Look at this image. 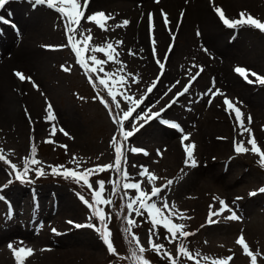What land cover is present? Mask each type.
Listing matches in <instances>:
<instances>
[{
	"label": "rangeland",
	"instance_id": "obj_1",
	"mask_svg": "<svg viewBox=\"0 0 264 264\" xmlns=\"http://www.w3.org/2000/svg\"><path fill=\"white\" fill-rule=\"evenodd\" d=\"M214 5L223 8L225 13L230 15L233 14L232 11L236 14L237 10H241L264 19V0H214V4L213 0H197V6L203 7L204 12L212 16L213 25L218 33L217 44L220 47H213L211 43L205 42L202 31L192 24L187 27L188 43L180 40L178 36L176 51L170 58L169 75L160 81L159 88L150 97V104L147 107L153 112L162 108L169 97L181 89L187 77L194 72L199 73L200 77L192 90L168 112L169 117L182 123L192 133L191 142L196 145L195 158L198 167L184 168L178 143L180 137L153 123L142 130L131 144V146L150 148L151 158L131 156L129 164L131 180L128 181L139 182L143 190L150 192L153 185L148 183L147 176L138 177L142 168L158 174L162 178L161 181L175 178L173 185L163 189L162 197L170 207L175 205L174 211L178 209L184 217H190V219H182L180 216L170 218L175 223L185 224V231L194 235L188 238L170 239L169 242L163 232L159 231L163 226L157 225L153 228L146 211L138 216L130 209L127 219H134L137 222L138 226H132L131 229L140 238V243L145 248L143 255L150 257L151 264L171 263L164 255L150 253L152 249L149 243L150 229L155 232L152 241L164 245L162 252L169 253L176 264H196L197 260L199 264H211V260L203 259L205 256L212 259H226L232 256L233 259L229 264H251L249 259L242 256L236 244V239L241 234L246 236L256 253H259L257 264H264V195L246 200L243 205L236 204L234 198L236 195L246 198L248 194L264 187V169L258 163L256 154L248 152L235 156L231 141L235 140V144L243 141L245 146L250 148L247 144L248 133L240 128L234 119V114L226 111V105L223 104L224 96H213L218 89L229 99L238 102L237 106L245 114L246 126L258 134V142L264 148L262 129L264 87L242 84L240 78L235 77L234 71L237 66H245L264 73V48L261 49L255 40L245 34H239L235 40L230 39V31L224 29L216 20L217 15L212 13ZM9 6H13L12 3ZM103 6H106L105 14L113 19L106 22L107 31L100 29L95 22L84 20L82 24L84 35L93 36V40L87 42L88 48L84 51V57L90 64H92L91 55L105 60L106 63L102 66L104 72L115 73L117 69H123L114 78L119 81V76H124L123 84L109 83V86L118 89L119 102L124 108H128L130 104L124 96L140 98L154 79L158 68L152 59L153 68L148 66L145 56L138 52V47L135 46L136 40L130 33L133 43L125 32L111 27L119 11H123L120 9L121 5ZM178 7L173 12L170 11L175 19L183 13ZM91 9L103 12L102 6L96 8L93 5ZM189 13L188 8L187 15ZM8 17L15 25L11 35L13 45L18 48L4 49L1 43L0 70L8 72L16 87L20 83L26 84L27 104L30 111H28L29 118L20 129L0 122V149H3L7 158L21 170L25 159L34 156L41 163L32 165L31 168H43L45 175L38 176L35 171L30 170L28 179L33 182L18 183L14 181L10 168L0 162V186L8 183L10 179L13 181L0 194L7 197L14 206L12 217L6 218L5 214L10 210L7 204L0 201V264H16L13 253L7 245L12 243L16 247L21 241L34 250V254L27 258L25 264H136L132 253L138 251V247L136 243L137 249L129 243L130 237L124 231L121 221L122 196L119 192L120 180L115 168L110 169L108 173L98 172L91 175L90 182L94 188H98V182L103 180L105 190L102 195L112 201L111 204L100 207L109 217L108 227L113 233L116 254L107 250L94 229H77L67 223L71 220L75 223H93L100 226L98 219L92 216L91 210L78 198L77 193L85 198L87 195L78 187L64 184L60 181L62 176L52 173L53 167L60 166L83 172V169H94L103 164L114 165L116 153L113 140H116L118 132V128L103 107L99 88L89 81L88 73L70 50L65 21L55 11L39 9L29 3ZM26 18L33 21L37 26L36 30L24 26L21 19ZM119 18H124V15L120 14ZM79 38L78 35L77 39ZM168 39L169 36L159 38L157 46L161 53L164 52ZM108 43L115 48L118 53L116 59L121 63L109 61L96 54L98 51H91L92 48L106 46ZM80 46L84 47V45ZM144 47L148 56L147 34L143 37ZM19 49L25 50V53L17 55L21 64L15 60ZM204 49L208 51L205 52ZM34 53L37 57L32 64H29L28 59ZM65 68L69 70L65 71ZM17 71L30 76L39 89L33 87V84L27 80L21 82L15 75ZM104 72L96 73L102 78ZM226 73L233 81L234 78L237 80L234 87L226 85L229 82L221 81ZM171 87H174L172 92ZM127 89L130 91L127 92ZM48 103L52 104L57 116L55 122L50 123L46 118ZM16 106L18 100L15 97L12 109ZM248 115L253 118L250 124L247 122ZM53 123L57 126L55 135H52ZM225 126L229 127L223 131ZM59 128H63L70 135H63L59 132ZM216 137L219 139L217 140ZM62 145H66L67 148ZM159 153L162 155L159 156ZM67 180L73 182L72 179ZM128 181L123 180V184ZM162 183L166 182H157L155 186L161 187ZM114 184L117 185L116 190ZM136 194L138 193L135 190L127 189L126 203H129ZM216 197L224 200L231 208L238 205L237 209L242 213L241 220H227L226 214L218 225H207L206 211L210 206L212 210L221 207ZM163 200L153 198L158 206H162ZM164 214L168 215V210H164ZM53 228L57 232L54 233ZM181 244L193 254L195 259L190 260L179 252Z\"/></svg>",
	"mask_w": 264,
	"mask_h": 264
},
{
	"label": "snow or ice",
	"instance_id": "obj_2",
	"mask_svg": "<svg viewBox=\"0 0 264 264\" xmlns=\"http://www.w3.org/2000/svg\"><path fill=\"white\" fill-rule=\"evenodd\" d=\"M12 0H0V10H4L5 7L10 4ZM29 4H31L33 7L36 6H43L48 8L49 10H54L56 13L59 14V16L65 21V29L68 33L67 41L68 45L71 46L72 51L75 53L77 57V62L85 68V70L89 73H96L104 72V68L102 67L106 61L102 59H98L96 55H91L90 60L93 65L99 66V67H93L90 66L88 63V60L84 57V51L88 48V41H91L93 39L92 35H84L83 29H82V20H87L89 22H95L96 25L99 26L100 29L107 31L106 28V22L110 19H113L110 15H106L104 12H95L91 13L87 16H85V12L88 9V6L90 4V0H83V6L81 5V0H27ZM159 0H157V3ZM214 4V0H213ZM214 11L219 17L220 21L230 30H237L242 29L246 27H251L259 30L260 32H264V21H261L258 18L253 17L251 14L241 12L239 13V18L232 19L229 18L224 9L215 6L214 5ZM0 23H6L10 26L15 28V25L12 23V21L5 19L4 16H0ZM129 23V21L125 20L123 22V26H126ZM164 23L167 25L169 23V20L167 18V14H164ZM122 25H116V27H121ZM90 31V30H89ZM2 32V30H0ZM79 35V39H77V36ZM199 35V33H198ZM80 45H84V47H81ZM153 45H155V39H153ZM91 51L93 52H101L105 53L107 56V59L109 61H114L115 63H121L116 57L118 56V53H116L115 48L111 43H108L106 46H100L96 48H92ZM205 52L208 51V49H204ZM157 63L161 70L164 69L165 65L162 63L159 59H157ZM65 71H68L69 69L65 68ZM123 69H117L115 73H109L104 72V77L99 79V84L102 85L107 90V95L112 98L113 101L117 98L118 89L114 86H109V81H112L113 84L119 82L121 85L125 81L124 76H119V81H116L114 78L116 77L117 73L122 72ZM202 71V69H201ZM234 71L244 79L245 82L248 84H254L258 83L261 86H264V76L257 74L254 71H251L249 69H246L244 67L237 66ZM17 78L24 82L25 80L31 82L33 84V87L39 89V86L35 83V81L32 80L30 76H25V74L17 71L15 73ZM130 75V74H129ZM254 77L255 79H250L249 77ZM196 79L195 76L192 77V80L194 81ZM177 83H179L177 81ZM191 84L185 85L179 93L176 94V96L165 106V108L160 109L159 111L153 112L151 108H149L147 111L143 112V115H140V113H136L137 108L140 107L142 100L133 99L132 96L125 95L124 99L129 102L131 107H129L127 110H121V113L117 114V117H114L116 122L120 125V133L124 139V141H127L128 138L132 137L135 133L139 132L140 129H142L145 124L150 123L153 120L160 119L161 113L166 111L167 108H171L173 104L177 103L179 97L184 96L186 93H188L189 88ZM156 87V83L154 82L148 89L147 92L151 93L153 89ZM123 95V93H120ZM220 95L224 96L223 104L226 105V111H229L230 114H234V119L238 122L241 129H243L244 132L249 133V139L247 141V144L250 145L249 147H246L243 141H240L235 144L234 151L237 154H246L248 152H251L253 154H256L259 157L258 163L262 168H264V150L261 149L259 146L257 140L255 139L254 135L251 134V129L248 128L245 124V114L242 112L241 108L237 106L238 102H234L233 100L229 99L224 93L220 92L218 89L215 93H213V96ZM102 102L105 103L106 106H108L107 101L103 100L101 98ZM116 108H120V103H116ZM47 112V120L51 122H55L57 120V116L54 113V109L51 103L47 104L46 108ZM133 113H136V116L133 115ZM252 117L251 115L247 116V122L250 124L252 123ZM143 120V123H139L137 126V123H132L131 128L132 130H125L124 128V121H139ZM160 122L164 125L169 126L172 129H177L181 132H183V129L178 123L171 122L166 119H161ZM59 132H61L65 136H69L70 134L65 131L63 128L58 129ZM57 131V126L53 123V129H52V135H55ZM182 144L184 141H188L187 144H184V150L186 154L185 164L195 168L198 167V161L195 158L194 152L196 149V145L191 142L190 136L188 134H184L182 136ZM52 142V141H49ZM113 145L115 149V163L103 165V166H97L95 169H86L83 172L77 171L75 169H67L63 168V166L60 167H53L52 173L57 176H62L64 179H72L77 184H82V186H86L89 190H91L92 199L89 201V199H86L83 195L80 193H77L78 198L91 210L92 216L96 217L99 221V225L93 223H87V224H80L75 223L74 221H67L70 225H74L77 229L82 228H91L94 229L100 236L102 242L104 245H106L107 250L110 253L116 254L117 250L114 247L113 244V233L108 227V215L104 211L100 205H109L112 203L111 200L105 199L103 197V193L105 190V182L103 180L98 182V188H94L93 184L90 182V176L98 173L103 172L105 170H110L115 168V170L120 173L125 179L128 178V173L126 169L122 167V162L126 163L127 157L125 155V152L123 149V143L113 140ZM62 147L67 148L66 145H62ZM132 152L140 153L144 152L145 155L148 153L140 148H132ZM33 152H35V148H33ZM0 162L5 163L6 165L10 166L12 172L15 175V180L19 181L20 183H32L30 179H28L29 171H35L38 176H44L45 172L43 168H35L32 169V165H39L41 162L34 158H26L24 161V167L21 170L18 168V166L15 163H12L7 156L4 154V150L0 149ZM63 168V170H61ZM11 175V173H10ZM141 176L147 175L148 183L153 185L151 188V191H145L141 188V184L139 182L136 183H129L126 182L123 184L124 189H133L136 191V195H133L130 202L127 204V208L131 209L135 212L136 215H143L146 211L148 216L150 217L151 224L153 225V228H155L157 225H162L164 229L167 230L168 233H170L171 238L175 240L178 237L188 238L194 233L185 231L186 225L183 223H175L173 222V219L170 217L174 216H180L182 219H190V217H184L178 209H175V205H170L166 200H163L162 197V191L163 189H166L170 185L173 184L172 180H168L166 184L162 185L161 187L155 186V182L160 177L156 176L154 173H150L147 168H142V171L140 172ZM13 181L10 179L8 183H6L3 186H0V193H2L5 189H7ZM117 185L114 184V190H116ZM259 193H264V187H261L258 190ZM257 192H252L250 195L255 196L257 195ZM153 198H158L163 200L162 206H158L157 203L153 201ZM215 199L219 200L221 207L218 211H211L210 206V212H209V218L207 223L208 224H215L218 221L214 220V216H219L223 214L224 212L231 213L226 217L227 220L230 221H239L241 220V217L237 214L236 211H234L232 208L229 207V205L219 197H216ZM237 200L241 199L240 197L236 198ZM6 197L0 194V201H5ZM143 210V211H141ZM164 210H168V215L164 214ZM6 218L12 217V211L10 210L8 213L5 214ZM89 219L91 220L92 217L90 216ZM127 224L129 225L128 228H125L124 231L126 233H131L132 226H138L137 222L134 219H127ZM52 231L55 233L57 232L56 229H52ZM132 234V240L135 241L137 247H138V253L136 251H133L132 257L136 261V264H151V262L143 255L145 252V248L140 243V238L136 236L134 233ZM155 235V232L150 229L149 230V243L152 246V250L157 253L164 255L166 258L170 259L172 261V264H176L175 259L171 257V255L167 252H162V249H164V245L157 244L152 241V236ZM132 240L129 241V243H132ZM21 245H23V242H20ZM236 243L240 246H242V249L244 253L250 257L251 264H257V257L259 253H254L251 249L249 244L246 242L245 237L243 234H241ZM7 247L13 252L14 258L16 260V264H25V261L27 258L31 257L34 254V250L32 248H27L24 246L20 247H14L12 243H9ZM179 252L183 254L184 256L188 257V259H195L193 254L183 245L181 244L179 247ZM205 261L211 260V264H229V261L233 259L232 256L227 257L226 259H212L210 257H203ZM196 264H199V261H196Z\"/></svg>",
	"mask_w": 264,
	"mask_h": 264
},
{
	"label": "bare ground",
	"instance_id": "obj_3",
	"mask_svg": "<svg viewBox=\"0 0 264 264\" xmlns=\"http://www.w3.org/2000/svg\"><path fill=\"white\" fill-rule=\"evenodd\" d=\"M14 1V0H12ZM18 1V0H16ZM98 4H105V3H116L117 5L126 6L128 5V14L131 16V20L129 21L127 25L128 31L132 34V36L137 40L138 48L141 49L143 43V37L146 33V28L148 27V20H144L143 13L145 10L150 8L145 7H139L136 4L137 0H94ZM19 5L15 4L14 8L8 9L5 8L1 11L0 16H4L5 14L10 13L11 15L15 13L18 9H22L27 3L23 0L19 1ZM184 0H165L163 7L169 9L173 5H180ZM196 6V2L192 5L190 8V14L188 16V19L186 20L188 24L196 23L200 25L204 29V36L206 37L207 41L211 43L214 47H220L217 44V39L215 37L216 30L215 27H213L212 18L209 17L205 12L203 7H194ZM9 7V6H8ZM41 7V6H40ZM45 7L39 8L43 9ZM194 9V10H193ZM20 14V13H18ZM24 26H27L28 28L32 30H36L37 26L34 25L33 21H30L28 18L21 19ZM11 28L7 27L4 23H0V52H2V46L4 49L14 47L18 48L17 46H14L12 42V36H11ZM159 29H162L159 24L157 25L156 31L159 32ZM177 30H180L178 28ZM2 43V46H1ZM30 51V49L28 50ZM20 53H25V50H17V54L15 56V60L18 61L20 64V60L17 58V55ZM30 58L28 59V63L32 64V61L37 57L36 53L31 54ZM18 62H12V63H18ZM23 63V62H22ZM224 69L227 70V68L224 67ZM227 81L230 83V85H233V87L236 85L234 84L233 80L229 78L228 73L224 76ZM25 83H20L19 86H15L12 83V78L9 77L8 72H4L3 70H0V122L9 124L11 126H14L17 129L22 128L28 117V99H27V89L25 87ZM15 97L18 100V106L16 108L12 109V106L15 103ZM27 99V100H26ZM30 111V110H29ZM178 156V154H177Z\"/></svg>",
	"mask_w": 264,
	"mask_h": 264
}]
</instances>
